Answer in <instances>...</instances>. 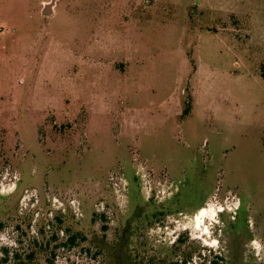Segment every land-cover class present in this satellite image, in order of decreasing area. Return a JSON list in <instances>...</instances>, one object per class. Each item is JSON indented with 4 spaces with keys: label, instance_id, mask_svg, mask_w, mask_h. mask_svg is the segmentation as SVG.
Listing matches in <instances>:
<instances>
[{
    "label": "rangeland",
    "instance_id": "rangeland-1",
    "mask_svg": "<svg viewBox=\"0 0 264 264\" xmlns=\"http://www.w3.org/2000/svg\"><path fill=\"white\" fill-rule=\"evenodd\" d=\"M0 264H264V0H0Z\"/></svg>",
    "mask_w": 264,
    "mask_h": 264
},
{
    "label": "water",
    "instance_id": "water-1",
    "mask_svg": "<svg viewBox=\"0 0 264 264\" xmlns=\"http://www.w3.org/2000/svg\"><path fill=\"white\" fill-rule=\"evenodd\" d=\"M55 6V2H51L49 4H47L45 7H44V10H43V14L44 15H50L53 13V8Z\"/></svg>",
    "mask_w": 264,
    "mask_h": 264
},
{
    "label": "bare ground",
    "instance_id": "bare-ground-1",
    "mask_svg": "<svg viewBox=\"0 0 264 264\" xmlns=\"http://www.w3.org/2000/svg\"><path fill=\"white\" fill-rule=\"evenodd\" d=\"M205 211H206V209L204 208V210L201 212V217L200 218H204L203 214H205Z\"/></svg>",
    "mask_w": 264,
    "mask_h": 264
}]
</instances>
